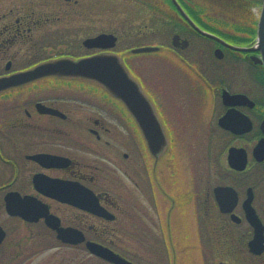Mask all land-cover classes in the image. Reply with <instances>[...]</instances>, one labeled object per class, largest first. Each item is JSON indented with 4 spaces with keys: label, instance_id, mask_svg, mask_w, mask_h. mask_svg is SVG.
Returning a JSON list of instances; mask_svg holds the SVG:
<instances>
[{
    "label": "flooded vegetation",
    "instance_id": "obj_1",
    "mask_svg": "<svg viewBox=\"0 0 264 264\" xmlns=\"http://www.w3.org/2000/svg\"><path fill=\"white\" fill-rule=\"evenodd\" d=\"M226 3L0 0V264H178L189 243L203 264L213 244L217 264H264V56L227 45L256 35L191 11ZM145 45L159 49L133 50ZM99 54L119 56L149 95L165 145L151 148L103 82L45 66ZM161 60L206 94L195 117L191 98L155 89Z\"/></svg>",
    "mask_w": 264,
    "mask_h": 264
},
{
    "label": "water",
    "instance_id": "obj_2",
    "mask_svg": "<svg viewBox=\"0 0 264 264\" xmlns=\"http://www.w3.org/2000/svg\"><path fill=\"white\" fill-rule=\"evenodd\" d=\"M180 11L189 19V21L198 28L201 32L218 38L213 33L199 28L188 14L181 8ZM97 38H100L97 37ZM95 41V39H91ZM237 49H255L259 48L264 56V0L259 17L257 43L253 47L237 46L229 44ZM159 49L157 45H145L136 47L133 50L136 52L152 51ZM220 49H217L218 56ZM264 63V60H263ZM60 65L61 73L65 75H76L82 77H92L103 82L108 89L116 96L122 98L131 109L136 119L141 124L149 145L153 150L154 146L165 145L167 142L166 135L163 131L162 124L156 114L155 107L149 100V95L142 88L141 84L131 74L128 68L123 63L122 59L115 54H99L96 56L85 57L79 60L65 59L57 64H47L50 68ZM224 97H236L241 94H230L224 92ZM222 122V120H221Z\"/></svg>",
    "mask_w": 264,
    "mask_h": 264
},
{
    "label": "rangeland",
    "instance_id": "obj_3",
    "mask_svg": "<svg viewBox=\"0 0 264 264\" xmlns=\"http://www.w3.org/2000/svg\"><path fill=\"white\" fill-rule=\"evenodd\" d=\"M229 3H226L223 5H215L211 6L209 8H206L204 10V15L209 16L211 21L216 23V25H223L224 30H227L229 32H234L235 30L231 28L230 26L224 25V23H221V20L227 21L229 23H243V24H253L254 23V16H255V8L254 5L258 2L257 0H248L250 2L252 8L248 7V4H245L243 0H227ZM261 2V0H260ZM258 16L261 11V5L259 4L258 7H256ZM163 11H167L170 13V9L165 8ZM215 20V21H214ZM218 21H220L218 23ZM171 27L170 25H165L162 27L161 32V40L162 42H166V44L170 41L171 37ZM240 34L244 35L246 33L241 32ZM230 63V59L223 60L221 63H216V69L225 67ZM169 62L161 60L160 63L156 65V68L153 70L156 76V84L155 89L159 90V92L165 93L167 96H177V97H189L186 99H189L187 101H191L193 103H190L189 111L192 114V116H196L198 114V106L197 104V98L199 101H201L202 98L206 96L204 94L201 87L194 86L188 81L186 83V79H180L176 77H172L170 79L171 70L170 67H168ZM149 72V69H146ZM152 75V74H151ZM163 94L164 96H166ZM186 103L184 102L183 106H185ZM182 106V105H180ZM196 138V141L193 140V145L191 144V147L193 148V153L196 154L198 150L201 149L202 144L199 142L201 138H199L197 143L198 137ZM187 141V140H186ZM185 147V146H184ZM186 152V149L184 150ZM181 233H178L180 235ZM190 246H180L178 248V264H203L202 262V256L199 248L197 246H192L191 243H189ZM223 254L220 248H217L214 244L209 247V257L207 258V264H217L220 259H223Z\"/></svg>",
    "mask_w": 264,
    "mask_h": 264
},
{
    "label": "trees",
    "instance_id": "obj_4",
    "mask_svg": "<svg viewBox=\"0 0 264 264\" xmlns=\"http://www.w3.org/2000/svg\"><path fill=\"white\" fill-rule=\"evenodd\" d=\"M195 16H200L198 15V12H200V10H191ZM207 26L211 27L210 24H208ZM242 30H247V31H250V32H253L254 30L251 28V27H246V26H243V25H238Z\"/></svg>",
    "mask_w": 264,
    "mask_h": 264
}]
</instances>
